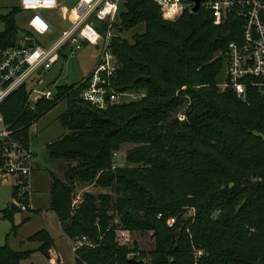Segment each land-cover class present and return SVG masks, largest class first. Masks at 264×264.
Wrapping results in <instances>:
<instances>
[{"label": "trees", "instance_id": "obj_1", "mask_svg": "<svg viewBox=\"0 0 264 264\" xmlns=\"http://www.w3.org/2000/svg\"><path fill=\"white\" fill-rule=\"evenodd\" d=\"M19 12L14 7L0 15V48L16 44ZM118 17L119 34L142 24L145 30L134 44L112 39L120 68L111 86L145 90L144 98L102 110L84 101L85 85L75 83L57 87L53 100L32 111L25 89L1 108L29 144L31 126L67 101L59 118L66 131L46 149L67 164L63 178L51 175L50 210L70 241L88 240L75 264H264V90L247 87L239 96L220 87L228 46L242 41L243 18L233 13L216 26L212 13L200 8L165 21L153 0H123ZM184 106L187 120L181 122L176 115ZM125 144L134 145L129 166L115 167L114 153ZM78 183L111 193L87 192L73 208ZM17 212L7 205L3 218L13 222ZM118 230L150 233L153 249L120 245ZM27 241L39 247L15 251L5 244L0 264H22L36 251L50 259L55 242L48 231ZM195 251L203 252L197 261Z\"/></svg>", "mask_w": 264, "mask_h": 264}, {"label": "built area", "instance_id": "obj_2", "mask_svg": "<svg viewBox=\"0 0 264 264\" xmlns=\"http://www.w3.org/2000/svg\"><path fill=\"white\" fill-rule=\"evenodd\" d=\"M153 1L166 21L178 19L185 10H193L195 6L193 0ZM122 2L20 0L17 8L30 13L27 28L19 30L14 46L0 48V182L10 177L16 179L17 193L12 205L21 212L35 210L32 179L36 152L31 142L25 143L5 121L1 108L20 89L26 91L28 110H34L41 101L53 100L57 87L50 86L54 82L48 78L51 71L61 61L76 57L88 45L94 46L99 56L92 73L78 83L85 85L82 99L105 110L129 97L111 86L119 68L111 51V42L121 36L116 25ZM201 8L212 13L216 26L223 24L233 13L244 20L242 41L231 42L228 46L225 88H231L239 96L245 95L247 87L264 90V0H208L201 4ZM64 22L67 27L61 28ZM55 32H60L55 42L41 44L40 37ZM130 96L137 99L145 94ZM174 222L170 219L169 225ZM79 241L73 248L74 253L88 243L86 237ZM198 255L201 256L202 252L199 251Z\"/></svg>", "mask_w": 264, "mask_h": 264}, {"label": "rangeland", "instance_id": "obj_3", "mask_svg": "<svg viewBox=\"0 0 264 264\" xmlns=\"http://www.w3.org/2000/svg\"><path fill=\"white\" fill-rule=\"evenodd\" d=\"M20 5V0H0V15H6L13 10L14 7ZM123 11V10H122ZM30 13L20 11L16 15V23L19 28L26 29L28 25ZM63 19V18H61ZM179 19V18H178ZM178 19L174 20L177 21ZM166 21V20H165ZM172 21V22H174ZM120 18H117V24H120ZM1 23V22H0ZM61 24V28H66L67 25ZM222 25V24H221ZM4 25L0 24V31H3ZM145 30L144 25H139L130 31L121 33L120 39L125 40L130 44H134V36L142 34ZM60 36V32L42 36L39 38L41 44L50 45L55 42ZM99 52L92 45L86 46L76 57L68 60L61 61L48 76L50 81H54L50 86L63 87L70 86L75 83L81 82L87 78L95 68L98 61ZM117 60V58H116ZM118 63V61H117ZM119 64V63H118ZM120 68V65H119ZM118 68V69H119ZM168 85L165 84L164 88ZM221 89H225V81L220 84ZM126 94L123 99L117 102L118 105L129 103L132 101H138L142 97L134 99L130 95H144L146 91H126L119 92ZM144 98V97H143ZM67 101L62 100L58 105L48 112L45 116L35 122L30 128V142L33 150L36 152V158L34 161L35 171L33 174V204L37 208L30 212H17L14 215L13 222L3 218V209L7 205H12L15 202L13 191L16 183L14 177L6 178L0 182V247L8 244V246L15 251H27L34 250L38 244L27 241V238L39 232L40 230H46L50 233L51 237L56 241L57 252L51 255L50 258L54 260V264H58L57 260L62 259L63 264H75V255L73 248L79 244V239L69 242L62 236L61 229L52 214L47 213L49 209L50 200V187L52 174H55L59 178H63V172L65 171L67 164L62 159H56L49 156L46 149L47 144L62 137L65 133V128L61 125L59 118L67 110ZM186 108L183 107L176 115L179 121L184 122L187 120ZM134 148L132 144H125L122 148L114 153L115 167L129 166L126 164V157L129 152ZM87 192L100 194V193H111L110 189L99 188L91 184L76 185L73 193V208H78L83 200V195ZM193 213V210H190ZM30 219L24 223L26 218ZM169 223V222H168ZM13 225L20 226L16 233H12ZM170 226V225H169ZM123 235V237L121 236ZM64 236V235H63ZM117 241L120 245H128L133 248L135 245L138 246L140 251H151L154 247L153 241L150 239V233H130L126 230L117 231ZM22 242V243H21ZM195 260L200 257L199 251H195ZM203 254V252H202ZM59 256V257H58ZM32 257L34 264H39L40 258ZM197 262H195L196 264Z\"/></svg>", "mask_w": 264, "mask_h": 264}, {"label": "crops", "instance_id": "obj_4", "mask_svg": "<svg viewBox=\"0 0 264 264\" xmlns=\"http://www.w3.org/2000/svg\"><path fill=\"white\" fill-rule=\"evenodd\" d=\"M35 161V160H34ZM34 171H35V166H34ZM34 174V173H33ZM34 201V200H33ZM34 208H35V206H34ZM36 209V211H37V208H35ZM47 213H50V214H52V216H54L55 217V220L57 221V224L59 225V227H60V224H59V222H58V220H57V217H56V215L50 210V207H49V209H47ZM29 214H32V212H30ZM60 229H61V227H60ZM61 233H62V236L61 237H64V238H66L67 240H69L64 234H63V232H62V230H61ZM64 235V236H63ZM54 242H55V245H54V247L52 248V250L50 251V257H51V255L52 254H54V252L56 251H58L57 250V247H56V241L54 240ZM69 242L71 243V241L69 240ZM22 243V242H21ZM39 247V245H37L36 246V248L34 249V250H36L37 248ZM55 252V253H56ZM33 256H35L36 258H39V256H42L41 258H40V261H39V264H54V260H52V258H50V259H47L44 255H42L40 252H34L33 254H32V256H31V258L30 259H28V260H25V261H23L22 262V264H34L33 262H32V257ZM59 257V256H58ZM57 263L58 264H63V261H62V259H58L57 260Z\"/></svg>", "mask_w": 264, "mask_h": 264}, {"label": "water", "instance_id": "obj_5", "mask_svg": "<svg viewBox=\"0 0 264 264\" xmlns=\"http://www.w3.org/2000/svg\"><path fill=\"white\" fill-rule=\"evenodd\" d=\"M206 1H208V0H193V2L195 3V6L193 8V12L197 13L200 10V8H201V4L203 2H206ZM131 263L132 264H145L144 261H141V260L138 261V260H135V259H131Z\"/></svg>", "mask_w": 264, "mask_h": 264}]
</instances>
